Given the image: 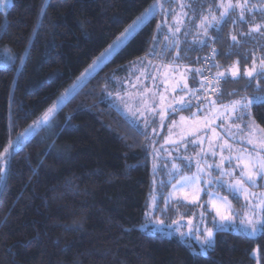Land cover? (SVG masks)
<instances>
[{
	"label": "trees",
	"instance_id": "16d2710c",
	"mask_svg": "<svg viewBox=\"0 0 264 264\" xmlns=\"http://www.w3.org/2000/svg\"><path fill=\"white\" fill-rule=\"evenodd\" d=\"M153 2L13 0L7 11L0 9V155L6 148L10 153L4 167L0 161V264H257L256 248L264 264V228L257 236L216 228L209 248L145 228L153 187L145 132L105 91L117 89L130 64L149 56L155 41L156 48L164 41L157 37L159 14L66 100L51 125L18 143L22 130ZM260 14L211 29L210 44L220 51L217 70L237 60L243 69L244 57L253 52L264 56L263 35L248 31L253 19H264ZM208 47H183L185 61L195 64ZM190 78H196L194 89L199 72ZM262 89L264 81L257 86L246 76L227 74L221 92L199 105L214 97L232 101L264 94ZM199 105L176 112L190 113ZM251 110L264 128V101ZM164 205L163 194L157 214ZM181 205L170 203V220Z\"/></svg>",
	"mask_w": 264,
	"mask_h": 264
},
{
	"label": "rangeland",
	"instance_id": "374dc122",
	"mask_svg": "<svg viewBox=\"0 0 264 264\" xmlns=\"http://www.w3.org/2000/svg\"><path fill=\"white\" fill-rule=\"evenodd\" d=\"M12 1L0 0V9L7 11ZM161 2L164 5L163 9L159 7L150 9L149 6L137 17L151 11L152 14L145 21L146 23L152 16L159 14L157 37L160 39L162 36L164 41L160 44L158 43L160 46L157 48V41H155L154 48L149 56L138 58L130 64L129 75L125 78L117 79V89H106L105 91L107 99L141 130L147 133L146 141L150 153L153 187L148 200L149 204L146 211L148 220L145 228L150 229L152 232L162 231L167 236L177 235L181 238H191L200 244H204L202 242L204 226L212 228L214 233L216 228L220 227L232 228L233 230H240L252 236H257L262 231V227L258 225V230L253 232L246 224L241 223L245 213L251 210V205L246 206L242 196H240L242 199L240 201L233 198V194L226 188L219 189V196H227L230 203L226 204L219 199L216 200V203L222 212L232 215L234 218L227 221L219 220L216 211L211 207L209 197L206 195L207 189L211 188L213 192H216L217 189L207 183L209 177L206 173L210 172L212 177L219 175V170L216 169L215 165L219 163L221 155L228 156L230 154L229 147L232 149L231 155L234 159L238 154L237 150H252V145L248 143L249 139L256 141L260 136H264V132L260 131V129L264 128L252 115V105L247 109L250 116H245L240 106L235 104L237 101L243 102V98L251 100L253 103L264 101V94L242 97L232 101H217L212 98L205 102L206 104H201L199 105L200 107L193 109L190 113L186 111L176 112L178 110L177 107L184 105L179 104V101L181 99L184 100L186 94L193 92L190 76L193 72H199L200 76V71L197 70H199L201 55L195 64H189L185 61L184 53H182L183 47L206 41L203 30L199 27L203 16H208L209 18L208 22H206L208 36L212 28H220L224 22L215 25L211 23V16L214 14L218 18L223 9L217 6L220 0H161ZM227 2L228 0H224V3ZM232 2L235 3L236 0H232ZM259 2L260 0H250L251 4H258ZM153 4L154 2L151 5ZM209 8H211V12H209ZM238 11V9L230 10V16L236 19L237 23H240L243 20L239 19ZM258 13H261L260 15L264 14V10L259 6L249 9L245 14L244 21L248 20L247 17L249 15L256 16ZM166 16L167 19L165 20ZM226 20H228V17H225ZM252 24L253 26L255 24H264V19H253ZM234 25L232 24V26ZM177 28L179 31H177ZM238 28L241 27L238 26ZM262 31L261 34L264 37V30ZM250 34L256 36L259 33L251 32ZM158 49L157 56L156 51ZM167 50L168 52H166ZM99 55L100 53L44 112L22 130L18 138L19 144L25 142L39 129L37 128L33 131L30 126L41 120L50 107L55 106V112L50 114V120L46 125L52 124L60 107L82 86L77 87L73 91V85L80 84L78 78L96 62V58ZM107 60L99 64L95 71H92L91 75L86 77L85 82ZM66 91L70 92L71 95L65 97L64 93ZM234 104L235 107H233ZM26 129L31 133L30 135L25 133ZM225 141H227V147L225 146ZM213 152L216 153L215 156L212 155ZM188 157L191 158L190 167L184 159ZM198 161L199 167L204 169L205 172L198 173ZM4 165L3 163V167ZM207 165H213V167L207 168ZM223 167L226 169L231 167L228 160L224 161ZM194 175H200L198 186L201 189L199 200L195 203L193 202V188H181L180 186L184 182L183 177H192ZM260 183L258 180L257 184L259 185ZM250 190L259 194L264 192V187L251 188ZM163 194L165 196V205L157 214V211H153V206L158 207L159 199ZM173 202L183 203V205L177 206V215L173 220L172 218L170 220L168 215H172H170L171 212L168 206ZM255 202L253 200L252 203L254 204ZM256 211L258 212L259 209ZM202 214L204 224H201ZM214 217L216 220L215 224L212 222ZM161 219L164 221L162 224L157 222ZM189 221H191V224H189ZM189 227L194 229L191 234L188 233ZM197 228L200 229L199 232L195 231ZM181 232L185 234L181 235ZM253 255L257 258V264H260L257 248L253 250Z\"/></svg>",
	"mask_w": 264,
	"mask_h": 264
},
{
	"label": "snow or ice",
	"instance_id": "6c2138e0",
	"mask_svg": "<svg viewBox=\"0 0 264 264\" xmlns=\"http://www.w3.org/2000/svg\"><path fill=\"white\" fill-rule=\"evenodd\" d=\"M219 8H222L223 11L221 12L220 16L217 18L214 14L211 16V23L215 25H219L222 22L225 21V17H228V22L232 24H236L237 20L233 19L230 16V10L238 9V16L240 20L245 19V14L249 9H254L255 7H261L262 10H264V0H260L258 4H251L250 0H236L235 3L232 2V0H228L227 3H224V0H220V3L217 5ZM156 7H159L161 9L164 8V5L162 4L161 0H154V4L150 5V9H154ZM174 11V10H173ZM209 12H211V8H209ZM152 14L151 11H148L147 13L143 14L140 17H137L136 20L133 21L132 24L128 26L127 29H125L124 32L121 33L117 39L108 46L107 49H105L104 52H101L100 55L96 58V62L93 63L89 69L85 70V73L82 74V76L79 79L80 84L73 85V91L76 90L77 87H80L81 85L86 86L85 80L88 75H91L92 71H95V69L99 66V64L103 63L105 60H107L109 57H112L115 53H117L118 50L121 49V47L124 45L125 41L128 40L130 36L134 32L137 31V29L145 23V21L148 19V17ZM167 19V16L165 17V20ZM208 16H203V19L200 20L199 27L203 30V35L206 37V41H200V43H210L213 41V37L208 36L207 34V27L206 22H208ZM219 30V29H218ZM262 30H264V24H255L254 26L249 24V32H256L261 33ZM177 31L179 29L177 28ZM242 36L248 35V33H241ZM232 41H237V36L232 35L231 36ZM155 54V53H153ZM215 50L213 49V55H215ZM245 60V67L241 69L240 67V61L237 60L233 66H230V68L226 71L230 73V76L232 78H237L241 76H246L249 78L250 82H255L257 86H260L261 81H264V56L256 57L255 53H250L249 55L244 57ZM21 62H23L21 58ZM215 67L219 68L220 66L218 64H214ZM199 71V70H197ZM225 78V72L218 71L213 78V80L210 82V86L213 88V90L216 89L218 86L219 80ZM186 87V86H185ZM264 91V89H262ZM71 95L70 92H65L64 96L67 97ZM185 101L181 99L179 101V104L183 105ZM190 103V102H189ZM253 101L247 100L246 98H243V102L237 101L235 104H238L241 108V111L244 113L245 116H250V113L247 111V109L252 105ZM235 104L233 107H235ZM55 112V106L50 107L47 111V113L44 114L41 120L36 121L33 125L30 127L33 131H35L37 128H41L44 125L48 123L50 120V114ZM135 114V113H134ZM239 118V117H238ZM183 119V118H182ZM237 127H239L237 125ZM214 131V130H213ZM260 131L264 132V129H260ZM25 133L31 134L28 132V129L25 130ZM143 135H147V133H142ZM225 146L227 147V141L224 142ZM248 143L252 145V150H237L238 154L234 157L231 155L232 149L229 147V155L228 156H220V161L215 165L216 169L219 170V175L216 177H212L211 173L208 172L206 175L209 177L207 180V183L209 185L215 186L217 189L216 192H213L211 188L206 190V195L209 197L211 202V207L216 211V215L219 217L220 221H227L231 220L234 217L232 215L225 214L220 210V207L217 205L216 200H222L224 203L229 204L227 196H219V189L220 188H226L231 194H233L234 197L239 198L240 196L243 197L244 201L247 205H251V210L247 211L245 213L244 219L241 220L242 224H246L253 232L258 230V225L262 228H264V192H261L259 194L252 192L251 188L256 187H264V136H260L256 141L253 139H249ZM11 147V146H9ZM9 149H4V154L0 155V161H2L5 165L7 164V155H9ZM213 156L216 155L215 152L212 153ZM188 166H191V158H184ZM228 160L229 164L231 165L230 168H224L223 164L224 161ZM213 165H207V168H212ZM197 169L198 173L205 172L204 169L199 167V161L197 162ZM238 172V175H237ZM199 180L200 175H194L192 177H183V183L180 185L181 188L184 187H191L194 191V199L193 202L199 200V192L201 189L199 188ZM260 181L261 183L258 185L257 181ZM175 187V185H173ZM187 198V197H186ZM253 200L256 202L253 204ZM259 209L257 212L256 210ZM160 209L153 206V211H159ZM158 223H164V221L158 220ZM214 224L216 222L215 217L212 221ZM189 224H191V221H189ZM201 224H204V217L203 214L201 216ZM223 230V228H221ZM179 231V229H178ZM194 231L193 228L189 227L188 233L191 234ZM195 231L199 232L200 229L197 228ZM204 232V238L203 243L206 246V248L212 247L214 242V232L213 229L207 226L203 227ZM185 233L181 232V235H184Z\"/></svg>",
	"mask_w": 264,
	"mask_h": 264
},
{
	"label": "built area",
	"instance_id": "2783aa9c",
	"mask_svg": "<svg viewBox=\"0 0 264 264\" xmlns=\"http://www.w3.org/2000/svg\"><path fill=\"white\" fill-rule=\"evenodd\" d=\"M213 49L215 50V55H213ZM219 53V49L216 48L213 43H209L208 49H206V51L200 57V78L198 80V83L197 85H195L192 93H188L185 95V103L183 107L188 108L195 104L199 105L200 103H202V101L209 99L221 92L224 78L219 80L218 86L215 90H213V88L210 86V82L219 71L214 66ZM180 108L181 106L177 107V109Z\"/></svg>",
	"mask_w": 264,
	"mask_h": 264
},
{
	"label": "crops",
	"instance_id": "0c3cea01",
	"mask_svg": "<svg viewBox=\"0 0 264 264\" xmlns=\"http://www.w3.org/2000/svg\"><path fill=\"white\" fill-rule=\"evenodd\" d=\"M233 64H235V63H233ZM233 64H231L230 66H233ZM230 66H228V67H226L224 70H223V72L225 71L226 72V74H225V76L228 74V75H230V73L228 72V71H226V70H228L229 68H230ZM196 79V78H195ZM195 79H194V81H195ZM194 81H192V85L195 83ZM213 99H216L215 97L213 98ZM211 100V99H210ZM217 100V99H216ZM204 104H206V103H204Z\"/></svg>",
	"mask_w": 264,
	"mask_h": 264
}]
</instances>
